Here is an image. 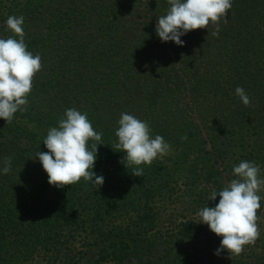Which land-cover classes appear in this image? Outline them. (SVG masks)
<instances>
[{"label":"trees","instance_id":"obj_1","mask_svg":"<svg viewBox=\"0 0 264 264\" xmlns=\"http://www.w3.org/2000/svg\"><path fill=\"white\" fill-rule=\"evenodd\" d=\"M168 8L167 0H0V38L12 35L7 18L22 15L28 50L42 58L26 111L0 119V167L10 157L12 168L0 172V264H79L90 247L98 248L94 264H139L133 245H177L203 226L178 222L175 207L173 231L163 233L162 211L215 207L220 198L209 196L236 178L234 166L264 169V0H233L218 36L210 22L182 36V47L156 34ZM69 108L103 134L93 167L104 178L99 189L83 179L52 186L35 158ZM122 112L164 138L169 163L157 157L140 166L142 177L131 174L112 147ZM260 234L253 255L227 264H264ZM164 264H197V256Z\"/></svg>","mask_w":264,"mask_h":264},{"label":"clouds","instance_id":"obj_2","mask_svg":"<svg viewBox=\"0 0 264 264\" xmlns=\"http://www.w3.org/2000/svg\"><path fill=\"white\" fill-rule=\"evenodd\" d=\"M167 3L166 14L157 19L156 34L161 42L172 41L182 47V36L207 29L210 22L215 26L211 34L218 36L219 24L228 22L233 0H167ZM6 27L12 35L0 38V119L11 123L17 112L26 111L34 77L42 69V58L28 50L22 15L9 16ZM235 94L245 106L250 104V97L242 87H237ZM102 135L93 128L86 113L67 109L58 127L47 131L43 140L47 151L35 154L48 176V183L64 188L83 179L99 189L104 178L97 176L93 167L98 146L102 145ZM115 136L118 142L112 147L124 154L122 163L132 169L135 177L143 176L140 166H150L157 157L167 155L171 147L162 136L153 137L147 121L127 112L120 114ZM181 139L186 140L187 136ZM11 170V158L7 157L0 172L8 174ZM233 175L236 178L226 183L222 190L211 192L209 201L219 197V203L215 207L205 206L197 213L199 223L206 224L212 233L222 237L215 255L227 251L230 258L240 255L244 246L254 245L259 238L257 213L264 200L259 194L264 191V178L255 162L241 161L233 167Z\"/></svg>","mask_w":264,"mask_h":264},{"label":"rangeland","instance_id":"obj_3","mask_svg":"<svg viewBox=\"0 0 264 264\" xmlns=\"http://www.w3.org/2000/svg\"><path fill=\"white\" fill-rule=\"evenodd\" d=\"M173 154L174 150L170 147V151L168 152V154L163 156L164 159L167 158L165 159L166 163H169L168 159H170ZM261 172H264V169L261 170ZM182 179L183 177L178 180L177 184L181 183ZM260 195L263 196L264 194ZM181 200H183V198H181L180 201ZM262 206L263 210L261 212V217L257 222L260 233L264 232V203L262 204ZM175 207L178 208V211L174 213V215L177 217L176 220H178V222L188 220L200 222V217L197 215V213H192L190 211L187 212L183 209V206L181 207V205L176 204V206H169L167 210L165 209V211H162L161 214L164 224L160 225V227H163V233L173 231L171 230V226L168 224V222L171 220V217H169L168 214L171 215L170 212L171 210L173 212ZM260 236L256 240L254 245L244 246V251L238 256H242L247 259L249 256L253 255L249 248L251 247L257 249ZM221 239L222 237L216 236L210 231L209 227L206 224H203V226L196 234L177 245L152 244L149 247L143 244H138L137 246L133 245L135 246L134 255H136V257L138 256L139 264H164L165 262L181 261V259H183V255L186 253L196 255L197 264H227L228 258L230 257V254L227 251L221 252L219 256L215 255L216 250L220 247ZM255 249V253L258 252V250ZM97 252V247H90L86 250L84 257L79 262V264H94ZM44 262V257L43 260L39 259V264H42ZM32 264H36V262H33Z\"/></svg>","mask_w":264,"mask_h":264}]
</instances>
